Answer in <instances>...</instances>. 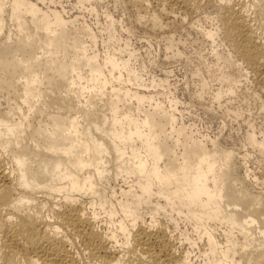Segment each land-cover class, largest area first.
I'll return each mask as SVG.
<instances>
[{
	"label": "bare ground",
	"instance_id": "bare-ground-1",
	"mask_svg": "<svg viewBox=\"0 0 264 264\" xmlns=\"http://www.w3.org/2000/svg\"><path fill=\"white\" fill-rule=\"evenodd\" d=\"M68 1L0 0V264H264L249 154L179 123L176 98L165 108L150 89L167 79L145 82L132 62L130 26L106 8L101 20L100 0H74L94 22ZM201 1L217 21L201 31L245 64L215 49L226 91L251 74L264 93V0H128L153 31L160 14L193 18ZM172 222L197 236H175Z\"/></svg>",
	"mask_w": 264,
	"mask_h": 264
},
{
	"label": "rangeland",
	"instance_id": "rangeland-1",
	"mask_svg": "<svg viewBox=\"0 0 264 264\" xmlns=\"http://www.w3.org/2000/svg\"><path fill=\"white\" fill-rule=\"evenodd\" d=\"M127 2L128 0H100L99 16L101 20L104 19L101 10L106 8L114 17L120 18L123 24L130 26L129 32L122 31V37L129 38L132 47L137 50V59L132 62L138 67L141 75H144L145 82H150L152 77L156 83L159 78L167 79V82L161 86L156 85L152 88L150 85L151 91L156 94L165 108H170L168 107L170 97L176 98L173 100L176 102L175 110L177 111L174 112L178 122H183L195 135L205 134L208 137H215L222 146H234L246 151L249 154L248 167L256 176L252 185L257 190H264V149L261 150L259 145L247 138L248 134L254 132L257 140H264L262 137L264 93L259 90L251 74L243 75L233 85L232 92L226 91L227 83L220 79L224 64L216 59L215 49L228 54L232 60L244 67L245 64L219 36L212 41L202 32L203 28L215 27L217 24L214 19V6L201 1L199 10L193 18L177 14L168 18L160 14L163 28L153 31L145 26L144 21L141 23L135 21L139 10L144 14L143 6L135 8L128 2V7L124 9V4ZM68 3L70 4L68 8L73 14H80V16L83 14V19L94 22L95 16L78 8L74 0ZM150 6L149 12L157 13L160 10V6L154 2ZM99 48H102L101 44ZM67 51L69 55L73 53L71 49ZM218 90L221 93L216 98L214 93ZM6 96L5 90L0 92L1 106L6 105ZM144 107L148 108L147 103H144ZM173 107L172 105L171 108ZM109 183L115 187L125 185L120 179L112 176L109 178ZM48 204L51 202L49 201ZM49 207V205L44 206L41 212L44 215L50 214ZM174 224L172 222L170 228L173 229L175 236H179L182 229H186L189 236L193 238L197 236L190 225H185L183 222H179L178 226ZM258 226L259 223H255L251 227L256 238H260L258 228L256 229ZM217 233L221 234V229ZM76 246L75 243L72 244V247ZM180 247L190 252L191 259L197 252V249L191 247L186 241ZM195 257L192 259L193 264H197Z\"/></svg>",
	"mask_w": 264,
	"mask_h": 264
}]
</instances>
